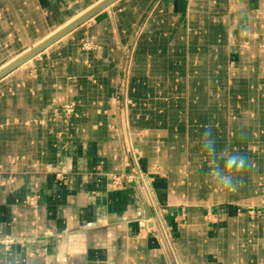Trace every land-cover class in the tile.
<instances>
[{"label": "crops", "instance_id": "obj_1", "mask_svg": "<svg viewBox=\"0 0 264 264\" xmlns=\"http://www.w3.org/2000/svg\"><path fill=\"white\" fill-rule=\"evenodd\" d=\"M99 1L0 0V67ZM0 264H264V0H116L0 78Z\"/></svg>", "mask_w": 264, "mask_h": 264}, {"label": "clouds", "instance_id": "obj_2", "mask_svg": "<svg viewBox=\"0 0 264 264\" xmlns=\"http://www.w3.org/2000/svg\"><path fill=\"white\" fill-rule=\"evenodd\" d=\"M202 151L209 158V176L214 182L225 188H234L237 183L232 175L233 172H242L246 166H250L247 158L239 152H228L227 150L217 152L216 140L210 125L204 127L200 140Z\"/></svg>", "mask_w": 264, "mask_h": 264}, {"label": "built area", "instance_id": "obj_3", "mask_svg": "<svg viewBox=\"0 0 264 264\" xmlns=\"http://www.w3.org/2000/svg\"><path fill=\"white\" fill-rule=\"evenodd\" d=\"M128 60L121 66V70L123 73V79L121 86L118 91L117 99L119 103H123L122 107H125V104L127 102L126 97V90H127V75L129 73V62H130V54H128ZM67 110H72L71 107H68ZM126 153L129 157V171L123 173V174H117L112 176V184L113 186H120L125 183H134L136 184L141 191L143 192L144 196L151 202H153L152 199V193H153V178L152 176L143 171L139 167V153L135 150L133 143L131 139L129 138L127 144H126ZM169 240V236L167 237Z\"/></svg>", "mask_w": 264, "mask_h": 264}, {"label": "water", "instance_id": "obj_4", "mask_svg": "<svg viewBox=\"0 0 264 264\" xmlns=\"http://www.w3.org/2000/svg\"><path fill=\"white\" fill-rule=\"evenodd\" d=\"M116 0H103L102 2L98 3L96 6L91 8L89 11H87L85 14H83L81 17L73 21L71 24H69L67 27L62 28L58 32H56L54 35L40 43L39 45L35 46L32 50L25 53L24 55L20 56L19 58L13 60L11 63L0 69V78L17 68L18 66L22 65L23 63L27 62L28 60L32 59L35 55L40 53L42 50H44L46 47H48L50 44L61 38L63 35L67 34L69 31L83 23L84 21L88 20L90 17L94 16L99 11L103 10L105 7L109 6Z\"/></svg>", "mask_w": 264, "mask_h": 264}, {"label": "bare ground", "instance_id": "obj_5", "mask_svg": "<svg viewBox=\"0 0 264 264\" xmlns=\"http://www.w3.org/2000/svg\"><path fill=\"white\" fill-rule=\"evenodd\" d=\"M103 0H100L98 3H100V2H102ZM98 3H96L94 6H96ZM94 6H92L91 8H93ZM91 8H89L88 10H86L85 12H83V13H81V14H79L78 16H75V18H73L72 20H70V21H68L67 23H65V25L64 26H62L61 28L59 27V29L57 30L56 29V31L52 34L51 33V35L50 36H48L47 38H45L44 40H42L41 42L39 41V43L38 44H36L35 46H37V45H39L40 43H42L43 41H45L46 39H48L49 37H51L52 35H54L56 32H58L59 30H61L62 28H64V27H67L69 24H71L73 21H75L76 19H78L79 17H81L83 14H85L87 11H89ZM106 8V7H105ZM80 12V11H79ZM34 46V47H35ZM31 47V46H30ZM34 47H32L30 50H32ZM30 50H28L27 52H29ZM26 51V50H25ZM27 52H25V53H27ZM24 53V52H23ZM24 53V54H25ZM24 54H22V55H24ZM22 55H20V56H22ZM20 56H18L17 58H19ZM17 58H15V59H17ZM15 59H13V60H15ZM12 60V61H13ZM11 61V62H12ZM11 62H9V63H11ZM8 63V64H9ZM8 64H6V65H8ZM5 65V66H6ZM4 66V67H5ZM1 68V67H0ZM2 69V68H1Z\"/></svg>", "mask_w": 264, "mask_h": 264}]
</instances>
